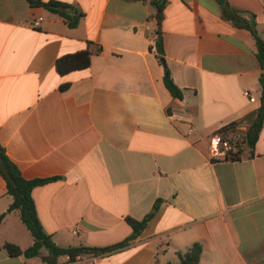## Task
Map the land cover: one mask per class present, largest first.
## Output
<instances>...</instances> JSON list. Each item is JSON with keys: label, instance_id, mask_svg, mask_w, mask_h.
Returning <instances> with one entry per match:
<instances>
[{"label": "crops", "instance_id": "obj_1", "mask_svg": "<svg viewBox=\"0 0 264 264\" xmlns=\"http://www.w3.org/2000/svg\"><path fill=\"white\" fill-rule=\"evenodd\" d=\"M55 1L81 11L75 28L0 0V146L25 179L59 177L32 191L42 228L62 248L108 247L130 236L126 217L140 221L159 201L128 245L58 264H177L195 242L199 264H264V120L239 161L217 160L212 142L246 117L236 129L247 128L261 107L251 33L223 20L214 0H166L159 33L149 0ZM228 2L255 16L264 40V0ZM158 34L181 100L163 84ZM86 49L87 69L56 72L59 57ZM11 202L0 176V215ZM4 243H33L17 211L0 222V264H45L9 256Z\"/></svg>", "mask_w": 264, "mask_h": 264}, {"label": "trees", "instance_id": "obj_2", "mask_svg": "<svg viewBox=\"0 0 264 264\" xmlns=\"http://www.w3.org/2000/svg\"><path fill=\"white\" fill-rule=\"evenodd\" d=\"M30 6L42 7L47 11L55 14L63 19L69 28H75L82 17L81 11L74 5L55 1V0H25ZM147 1V0H142ZM220 7L221 17L223 20L230 22L235 28L247 29L255 40L256 57L259 60L262 68H264V40L257 30V23L255 16L249 12L236 11L230 7L228 0H214ZM150 4L155 9L154 19L156 22V32L159 33L160 26L164 17V9L166 0H149ZM156 51L158 54V61L163 67V84L169 94L178 100L182 99V91L174 84L171 73L164 60V51L162 40H156ZM99 52V49L96 51ZM93 52L89 49L79 51L72 54H67L59 57L55 63V70L60 76H65L69 73L82 71L89 67L90 58ZM261 84V107L253 114L249 121L247 128L243 134L242 145L252 153L255 143L258 139L260 129L264 120V73L260 76ZM69 84L65 83L60 86L64 91ZM245 119L233 122L213 133L218 135L220 142H226L227 149H222L219 146L220 152H223L222 161H239L241 160L242 149L240 145H232L228 134L236 131ZM0 160L3 162V167H0V176L5 182V192L12 197V202L5 211L0 215V222L10 212L17 211L21 222L32 236L33 243L28 248L22 250L18 246L11 243H4L2 248L11 257L24 256L26 258L40 257L45 264H58L57 259L66 256L68 261H74L77 257L83 255L99 256L128 245L135 240L145 229L149 220L155 215L158 210L159 201L153 205L151 212L142 220L137 221L129 217L125 218L126 223L130 226L132 232L129 237L120 243L103 248L93 247H66L57 246L52 240L51 236L47 234L42 228L38 219L34 200L32 198V191L48 182L59 179V177L48 179H25L17 166L12 163L5 155L3 148L0 146ZM216 159H213L215 161ZM45 252V254L42 253ZM202 254V245L195 242L187 247L184 251L176 252L177 264H199ZM172 264V263H168Z\"/></svg>", "mask_w": 264, "mask_h": 264}, {"label": "rangeland", "instance_id": "obj_3", "mask_svg": "<svg viewBox=\"0 0 264 264\" xmlns=\"http://www.w3.org/2000/svg\"><path fill=\"white\" fill-rule=\"evenodd\" d=\"M246 126L245 128H241V129H236V131H233L232 133L228 134V138L231 139L232 145H242V138H243V134L245 132ZM220 148L222 149H227L228 145L226 147H224L222 144L220 145ZM219 149V148H218Z\"/></svg>", "mask_w": 264, "mask_h": 264}, {"label": "built area", "instance_id": "obj_4", "mask_svg": "<svg viewBox=\"0 0 264 264\" xmlns=\"http://www.w3.org/2000/svg\"><path fill=\"white\" fill-rule=\"evenodd\" d=\"M41 20H42L41 18H38L37 20H34V21L32 22V27H34V28L39 27V24H40V21H41ZM250 101H254V98H250ZM193 133H194L193 128H192V127H189V129H188V134H193ZM212 142H215V143H216V148H217V149L219 148V146H220L221 144H222L224 147L227 146V143H226V142H223V143L220 142V138H219V136H214L213 139H212ZM216 148H215V149H216Z\"/></svg>", "mask_w": 264, "mask_h": 264}, {"label": "water", "instance_id": "obj_5", "mask_svg": "<svg viewBox=\"0 0 264 264\" xmlns=\"http://www.w3.org/2000/svg\"><path fill=\"white\" fill-rule=\"evenodd\" d=\"M158 39H160V34H158ZM0 167H1V168L3 167V162H2V160H0Z\"/></svg>", "mask_w": 264, "mask_h": 264}]
</instances>
